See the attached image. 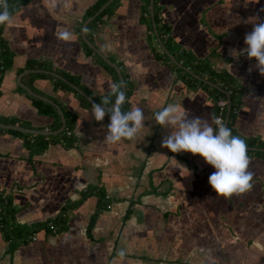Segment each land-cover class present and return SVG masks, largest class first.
Instances as JSON below:
<instances>
[{"label":"crops","instance_id":"crops-1","mask_svg":"<svg viewBox=\"0 0 264 264\" xmlns=\"http://www.w3.org/2000/svg\"><path fill=\"white\" fill-rule=\"evenodd\" d=\"M95 1L29 0L11 14L4 35L15 56L1 80L0 116L32 128L53 122L54 116L39 112L20 89L21 69L30 58L79 75L93 95L110 91V72L86 52L75 30ZM159 2L178 44L199 57L211 56L216 69H227L246 86L235 119L238 133L232 134L264 139V76L254 67L255 58L229 54L247 47L253 22L264 21V0ZM141 13L142 0H121L94 33L98 47L122 61L133 80L130 110L139 107L145 114L136 139L109 143L110 117L95 121L92 106L55 89L47 77L33 78L32 85L75 112L76 142L32 151L25 135L0 130V188L13 195L18 222L51 220L92 187L105 191L111 206L91 223L99 202L93 192L67 209L64 228L41 227L36 240L28 234L16 245L0 228V264H264V155L247 153L251 189L224 197L209 184L216 169L203 157L162 147L171 129L155 123V112L178 104L216 128L217 105L210 87L189 83L156 56ZM65 31L70 40L59 38Z\"/></svg>","mask_w":264,"mask_h":264},{"label":"trees","instance_id":"trees-1","mask_svg":"<svg viewBox=\"0 0 264 264\" xmlns=\"http://www.w3.org/2000/svg\"><path fill=\"white\" fill-rule=\"evenodd\" d=\"M29 0H7L8 11L13 14L19 6L26 3ZM106 0H96L86 11L83 19L80 23L75 27V30L81 37V41L85 47V50L88 54L92 55L94 59L101 63L111 74L114 83H120L121 77L114 65L109 63L104 57H102L94 48H92L84 39H82V24L83 22L92 14L95 13L96 10L100 8V6ZM121 0H113L106 8L97 15L93 20H91L87 26V36L90 38L92 42L96 45L98 44L95 40V29L97 26L103 22L106 17L110 16L119 5ZM151 0H142V13L141 18L147 24L149 29V40L154 49V52L157 57L164 59L166 62L171 64L181 75L185 78L189 83L195 84L198 83L200 85H204L210 87L214 93L216 105L217 100L221 97H224L228 100V104L225 107L224 111V121H227V127L231 129L233 134H237L238 131L235 127V119L237 113L242 106L243 102V94L246 91V86L241 82V80L233 75L227 69H216L213 65L211 56L199 57L197 56L191 49L182 47L180 44L172 36V24L166 20L161 15L162 5L159 0L154 1V19L151 13L150 7ZM3 8L0 7V11ZM4 26L5 24H0V95H1V80L3 74L6 69H8L14 61L15 52L10 47L7 38L4 35ZM164 43V45L168 48V50L176 57V59L183 64V66L179 65L175 61L171 59L167 52H165L160 46V41ZM98 46V45H97ZM108 57L115 61L121 68L123 76L125 78L126 87H127V100L125 104L122 106V111H130V100L129 97L133 92L134 83L130 78L129 72L124 67L122 61L117 59L113 55H108ZM188 67L189 69H186ZM25 68H39L42 71L39 72H29L24 74L23 81L35 92L43 95L32 85V79L37 77H47L53 80L55 89H63L72 92L83 104L84 106H92V103L81 93H79L76 89H74L69 82L62 79L65 77L70 82L80 86L86 92H88L95 100L101 103V98L109 94V91L106 93H102L99 95H93L89 88L82 82V79L79 75L71 73L69 71L60 69L53 65V63L47 59H36L30 58L27 61ZM55 72V74L53 73ZM62 76V77H60ZM207 79L208 81H205ZM215 85H214V84ZM20 89L27 93L29 97H31L33 103L37 107L38 111L44 114H50L54 116L53 122L50 124V129H57L62 124L61 114L56 105L59 104L62 108L64 115L66 117L67 123L64 129L56 134H33L28 132H23L20 130L9 129L14 133L23 134L26 136V141L28 145L31 147L32 151H41L46 146L53 142H63L64 144L71 146L73 145L77 137L75 135V126L77 123V116L74 111H72L67 105L62 103L55 96H48L50 100H46L43 97L33 95L27 89L20 86ZM115 99L114 97L112 98ZM219 108L217 106L216 112H218ZM109 116V115H108ZM110 117V116H109ZM0 121L8 122V123H19L26 127H31L30 124L24 121H20L16 117H5L0 116ZM41 129H45V127H39ZM0 130H3L0 127ZM245 140L246 145L252 147V149H247L248 154H261L264 155V139L260 137H240ZM97 193L99 196V202L97 206L96 212L92 216L91 223L94 222L96 216L99 211L107 206H110V200L105 191H103L100 187H92L88 191H86L83 197L75 202L67 201L59 214V216L46 221L36 222L34 224H23L17 221L16 214L18 212V207L16 206L13 195L11 192H6L0 188V228L4 231L7 238H9L13 245H16L18 241L24 240L25 236L28 234H32L36 230L41 227H46L49 229H53V226L57 228V230L64 228V222L66 214L65 212L69 207H74L78 203H80L84 197L90 195L91 193ZM56 230V231H57Z\"/></svg>","mask_w":264,"mask_h":264},{"label":"clouds","instance_id":"clouds-1","mask_svg":"<svg viewBox=\"0 0 264 264\" xmlns=\"http://www.w3.org/2000/svg\"><path fill=\"white\" fill-rule=\"evenodd\" d=\"M0 7L3 8L0 11V24L10 23L7 0H0ZM59 38L67 41L71 39V34L61 32ZM244 42L247 47L231 48L229 54L237 59L241 55H246L248 59L255 58L257 63L254 67L264 76V21L253 22V30L245 35ZM123 87L122 82L110 84L109 94L101 98V103H92L91 117L95 121L102 122L106 115L110 116L105 133L109 143L136 139L145 124L143 109L135 107L127 112L122 111L127 100ZM154 120L164 128L171 129L170 134L163 138L162 147L173 153L184 151L198 154L216 169L209 176V184L216 194L231 197L251 189L253 174L248 170L250 158L246 142L234 136L220 118L213 117L214 128L207 119L190 117L188 110L181 105L169 104L154 113ZM120 255L123 256L124 252L121 251Z\"/></svg>","mask_w":264,"mask_h":264},{"label":"water","instance_id":"water-1","mask_svg":"<svg viewBox=\"0 0 264 264\" xmlns=\"http://www.w3.org/2000/svg\"><path fill=\"white\" fill-rule=\"evenodd\" d=\"M113 0H106L98 10L95 11L94 14H92L91 16H89L82 24V37L83 39L92 47L94 48L102 57H104L109 63H111L112 65H114L121 77V81L124 85L123 89L127 95V87H126V82H125V78L123 76V73H122V70L120 68V66L113 60H111L94 42H92L90 40V38L87 36V26L89 24V22L91 20H93L97 15H99L105 8L106 6H108ZM154 1L155 0H151L150 2V7H151V13H152V17L154 19ZM158 40L160 41L161 43V46L162 48L164 49L165 52L168 53V55L171 57V59L173 61H175L176 63H178L179 65L183 66V64L181 62H179L176 57L168 50V48L164 45V43L161 41L160 38H158ZM187 68V67H185ZM188 69V68H187ZM39 71H42V69H39V68H26L24 69L22 72H21V76L19 78V84L21 86H23L25 89H27L30 93H32L33 95H36V96H40V97H43L44 99L46 100H50V98L46 97V96H43L37 92H35L33 89H31L24 81H23V76L24 74L26 73H29V72H39ZM55 74V72H53ZM62 77V76H60ZM62 79L66 80L67 82H69V84L74 88L76 89L79 93H81L82 95H84L91 103H97L99 104L100 102H98L97 100H95L88 92H86L84 89H82L80 86L70 82L69 80H67L65 77H62ZM205 81H208L207 79H204ZM210 82V81H208ZM211 83V82H210ZM214 84V83H213ZM215 85V84H214ZM57 107L59 109V112L61 114V119H62V124L60 125V127H58L57 129H49V128H46V129H41V128H32V127H26V126H23L21 124H18V123H8V122H3V121H0V127L2 128H6V129H15V130H20V131H25V132H29V133H33V134H47V135H50V134H56L60 131H62L64 129V127L66 126V123H67V120H66V117L64 115V112L62 110V108L60 107L59 104H57Z\"/></svg>","mask_w":264,"mask_h":264},{"label":"built area","instance_id":"built-area-1","mask_svg":"<svg viewBox=\"0 0 264 264\" xmlns=\"http://www.w3.org/2000/svg\"><path fill=\"white\" fill-rule=\"evenodd\" d=\"M228 104V100L224 97H221L217 100V106L219 108L216 117L220 118L223 122H224V111H225V107ZM111 206V204H110ZM65 213H69V211L67 210ZM53 230L56 231L57 228L55 226H53ZM38 238L37 232H33L31 236H29V240H36Z\"/></svg>","mask_w":264,"mask_h":264}]
</instances>
